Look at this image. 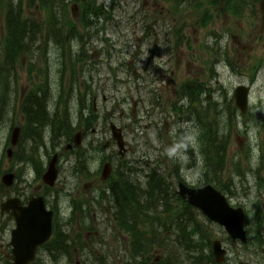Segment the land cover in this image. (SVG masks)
Here are the masks:
<instances>
[{"label":"rangeland","instance_id":"obj_1","mask_svg":"<svg viewBox=\"0 0 264 264\" xmlns=\"http://www.w3.org/2000/svg\"><path fill=\"white\" fill-rule=\"evenodd\" d=\"M209 1L92 0L91 2L96 4H104V8L107 11H105V17L100 20V25L102 20L104 21L103 29L96 24L88 28L91 36L88 47L92 46L90 49L93 54V61L91 66L84 69V72L83 70L81 71V74L83 73L81 77L80 75L78 76L82 82L86 83L91 79L92 81L88 83L95 90V94H98L96 96V113L100 120L97 124H103L102 119L112 118L125 129L124 135L128 152L123 159L117 158L114 163L118 167L122 166L123 172H127L126 168L128 165L132 168L130 172L132 178H139L140 180L143 179L144 169L148 168L146 163H149L150 166H155L158 163L159 165L157 164L155 167H157V175L162 179L161 183L165 186L172 183V189L176 184L173 175L170 174L174 172V165L171 163L173 161L172 156L176 155V158H181L182 166L180 168L181 174H179L188 183H195L197 179H200L198 173L201 171L203 163L200 156L201 153L197 150V145L201 147V142L197 141L199 132L196 125L192 124L194 121L185 119L186 117H170L171 114L168 111L170 106L169 94L176 83L193 76L200 82H209L214 89L217 87L223 88L222 91L219 89L215 90L208 98V119L215 121V124H227V117L224 110L223 120L218 118L223 114V109L220 107L212 108V103L215 102L225 108L229 96L233 94L237 85L250 84L249 113L242 116L243 122L250 125V130L241 129V131H237L235 129L231 133L227 148L228 170L225 172V177L222 175L223 181L231 177V182L236 187V195L230 198V202L237 204L238 193V200L250 206L252 201H256L259 198L257 195L259 192L254 191L253 188L250 190L248 189L249 187H246L245 192L237 191V184L240 182L238 176L240 173H245L246 169V157L243 152L245 150L244 145L247 142V135L254 144H257L262 137L258 134L259 127L252 124H258V122H261L259 120L264 119V0L251 2L253 7L248 3V0H235L232 5L234 9L240 12V16L237 17L230 10L226 9V11L222 12L219 11V7L210 8L214 18L208 26L201 27L196 23V20L209 5ZM6 2L7 0H0L1 26L4 24L3 18L7 14ZM22 4L23 19L26 20L30 17L27 20L33 19L40 23L46 19L48 15L47 8L41 6V0L31 1L30 4L28 0H22ZM27 4L29 5L28 7H26ZM75 4L80 7V0H65V3H62L63 19L67 20L65 28L62 30L68 31L70 30L69 28L77 27L76 31L78 32L77 35H79L84 28L78 18L79 11L73 10V13L71 12ZM236 4H238L237 7ZM179 26H183V32L189 39V47L181 44L179 47L171 49L169 43L171 44L174 39L172 29L177 30ZM72 45L75 48V45ZM207 46L212 47L207 49ZM88 47L86 48L90 50ZM93 50H96V52ZM49 51L47 65L40 63L42 62L40 59L35 61L34 72L36 74L34 77L29 76L27 71L29 59L20 57L21 61L15 67L17 73L16 100L18 99L19 101L21 96L32 89L34 82H37V80H42L46 77L53 82L57 79L58 65L56 60L58 49L52 41L49 45ZM23 52L25 56H28L27 53L29 52L25 50ZM155 54L156 56H154ZM259 60L262 61V64L258 65V67L256 66L257 69L255 70L252 67ZM92 68L93 70L90 71ZM160 70L165 72V75L161 73L159 76L157 72ZM253 71L255 72L254 74H252ZM165 78L166 83L164 84ZM65 87L67 88V86ZM126 97L130 104H125L121 100L120 108L117 111H113L112 107L117 100ZM133 102L138 103L137 108L133 106ZM133 108L135 113H133ZM69 109L73 118L77 109L75 100H70ZM120 109L126 117L127 114L134 115V119L131 120L133 121L132 123L128 124L129 120L126 117L119 118ZM234 113L236 115L240 114L239 110L237 113L234 111ZM214 115H217V117H214ZM234 118L236 117L234 116ZM12 119H15L14 122L18 123L20 120L19 113H15ZM1 124L0 178L12 166L20 173L19 166L12 164V159H9L6 154L7 146L5 147V143H7L6 139L11 125L10 119L5 120ZM104 132L106 138H109L108 124H105ZM93 138L92 135H87L84 143L85 147L90 148V142ZM184 142L187 145L191 143L195 146L194 150L198 152L197 155L200 159L195 156V159L191 157L190 160L189 156L181 151L180 148L183 147L182 144ZM115 148L104 150L103 153L114 155L116 154ZM174 148L179 150V152L172 154ZM253 148L254 154L258 156V148ZM186 158L192 163L190 169L183 165V162L187 161ZM65 160H62L58 182L53 189L70 190L76 187L79 200L91 201L90 195L95 193L96 189L102 190L104 188L103 182H101L99 176L96 178L86 174L87 177L84 175L76 184ZM257 161L258 157L255 158L254 167ZM100 165V159L91 163L92 172L99 169ZM258 166L259 163H257L256 168ZM237 168L238 170L236 171ZM245 176L246 180L241 182V186H247L253 181L252 175H249L248 172L245 173ZM41 189V181L27 170L25 176L22 174L21 179L15 181L14 188H7L4 191H6L7 195L20 193L24 199L25 197L29 198L38 194ZM53 194L55 195L56 193ZM71 194L74 196L76 191L73 190ZM56 197L59 198L54 200V204L58 205L62 210L68 209L69 198L64 195L61 196V193L60 195L57 194ZM261 198H264V193H262ZM167 201L171 202V198L169 197ZM98 202H101V208L104 211L97 212V216H94V228L88 231L97 233L94 239L96 246L92 249L93 254H89L87 251L86 254L88 255H83V250H78V255L72 254V261H70L66 257L58 260L54 259L41 250L40 261L37 264H74L76 260H80L79 263L81 264H128L126 237L118 234L115 230L116 228L114 229L110 219L111 210L109 203ZM91 203L95 204V202ZM251 208H253V205L248 209ZM95 210L93 205L89 209L92 212L91 214ZM64 214L67 215V211ZM248 215V228L252 230V222L254 221L252 212L251 214L248 213ZM164 217L163 222L165 225L169 224L170 220L166 216ZM9 223L8 217H0V227L6 228ZM208 228L211 231L209 233L212 235V239H219L224 248L227 249L229 262L234 259L237 261V255H241L243 250L247 249L241 243L231 240L222 227L213 223L208 225ZM67 230L72 234L70 238H75L77 224L68 226ZM8 234L9 231L5 235L0 234V255L2 256L7 253L4 245L5 242H8ZM81 236H83L81 237L83 239L89 237L90 233L84 231ZM88 242L91 247L92 238ZM262 242H264V239H262ZM155 252L156 257L161 254L157 250ZM62 259L64 260L61 262ZM260 259L261 254L253 245H251L250 250L244 251V255L241 257V260H252L253 262H258Z\"/></svg>","mask_w":264,"mask_h":264},{"label":"trees","instance_id":"obj_2","mask_svg":"<svg viewBox=\"0 0 264 264\" xmlns=\"http://www.w3.org/2000/svg\"><path fill=\"white\" fill-rule=\"evenodd\" d=\"M54 0L48 1L53 2ZM7 9V37L6 41L4 43L5 45V52L10 55V57L14 56L15 52V42L20 41L22 37L20 34L25 33L24 25L25 23H22L19 21L20 19V8L17 7L14 3L11 1H8V3L5 5ZM85 13L82 14V22L85 24H89L88 19V12L98 13V8L95 6V3H87L83 6ZM51 14L52 16H56L57 13L61 14L63 17V7L60 8V11L56 9L54 6H50ZM87 12V13H86ZM210 16L206 15L204 16L203 23H206L208 21ZM182 26L179 27L177 32H180L178 37L181 36V30ZM71 32V31H70ZM27 35H29L28 32H26ZM181 44V40L178 39L177 45ZM74 64L69 65L71 67ZM4 66V65H3ZM1 77V75H0ZM75 77V75H74ZM189 87V88H187ZM198 85L196 82H188L187 86L184 87V91L188 94H191L195 96L197 94ZM9 89V83L3 78V81L0 78V97H3V94ZM5 95V94H4ZM7 96V95H6ZM214 117H217V115H214ZM198 120H201L202 118L200 115L198 116ZM42 119V118H41ZM40 120V119H39ZM34 119V122H40L44 121ZM217 127V128H216ZM219 128V124H215V121L211 120L209 121V127H208V138L210 142V154L211 159L209 161L210 166H213V162L216 164H222L221 154L218 151V148H215V144L217 142V135H219L217 129ZM66 131H69L68 127H66ZM224 136V135H223ZM225 142H226V136L223 137V140L221 143L223 144V147L225 148ZM153 185L151 186V180L149 183V188L139 194L135 188L132 187L131 184L127 183V181H122L119 183L120 190H114V188H111V190L114 193L115 202L114 207L116 211V219L115 221L118 223L120 228H123L124 231L127 233H130L132 235V240L135 242L136 250H146V246H149L147 241L145 240V237H143V233L140 231V227L142 226H148L149 231H153V222L154 217H157L156 214L150 212V210L154 209L155 205H152L151 202L157 201L158 203L164 202L168 199V188L169 185L165 186L162 183H160L159 179L152 178ZM207 245V237L204 238V243L202 244V247ZM164 264V263H162Z\"/></svg>","mask_w":264,"mask_h":264},{"label":"water","instance_id":"obj_3","mask_svg":"<svg viewBox=\"0 0 264 264\" xmlns=\"http://www.w3.org/2000/svg\"><path fill=\"white\" fill-rule=\"evenodd\" d=\"M236 105L242 111L246 108V89L239 87L235 92ZM18 130L14 131L16 137ZM114 137L120 141V136L114 133ZM77 142V140H76ZM11 175L6 177L7 184L11 183ZM45 181L52 184L55 179L54 162L51 161L47 173L44 175ZM179 193L195 206L200 207L211 219L225 226L227 232L232 238H241L244 240V231L242 228L243 215L240 211L227 208L224 200L220 195L214 192L210 187L200 190H189L183 185H179ZM30 204L26 211L15 209L17 218V229L12 232L13 254L15 264H24L33 258V253L37 244L41 243L50 234L51 213L46 212L42 202L39 200ZM13 200L3 204V209L13 208ZM19 208V207H18ZM214 251L218 259L221 258L223 251L219 243L214 242Z\"/></svg>","mask_w":264,"mask_h":264},{"label":"bare ground","instance_id":"obj_4","mask_svg":"<svg viewBox=\"0 0 264 264\" xmlns=\"http://www.w3.org/2000/svg\"><path fill=\"white\" fill-rule=\"evenodd\" d=\"M7 119H10V122H14L15 121V119H12V118H7ZM6 119V120H7ZM12 159V158H11Z\"/></svg>","mask_w":264,"mask_h":264},{"label":"flooded vegetation","instance_id":"obj_5","mask_svg":"<svg viewBox=\"0 0 264 264\" xmlns=\"http://www.w3.org/2000/svg\"><path fill=\"white\" fill-rule=\"evenodd\" d=\"M92 132L93 133H95V135L98 133V132H96V130L94 129V130H92ZM6 257H8V255H6Z\"/></svg>","mask_w":264,"mask_h":264}]
</instances>
